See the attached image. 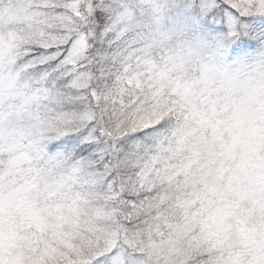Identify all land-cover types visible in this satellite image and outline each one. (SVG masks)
Instances as JSON below:
<instances>
[{
  "label": "snow or ice",
  "instance_id": "snow-or-ice-1",
  "mask_svg": "<svg viewBox=\"0 0 264 264\" xmlns=\"http://www.w3.org/2000/svg\"><path fill=\"white\" fill-rule=\"evenodd\" d=\"M0 264H264V0H0Z\"/></svg>",
  "mask_w": 264,
  "mask_h": 264
}]
</instances>
